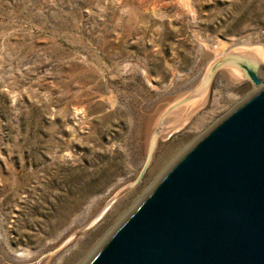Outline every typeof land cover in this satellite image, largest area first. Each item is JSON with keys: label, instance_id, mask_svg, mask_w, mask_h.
<instances>
[{"label": "rangeland", "instance_id": "1", "mask_svg": "<svg viewBox=\"0 0 264 264\" xmlns=\"http://www.w3.org/2000/svg\"><path fill=\"white\" fill-rule=\"evenodd\" d=\"M260 47L264 0H0V264H88L261 88L218 66Z\"/></svg>", "mask_w": 264, "mask_h": 264}, {"label": "water", "instance_id": "2", "mask_svg": "<svg viewBox=\"0 0 264 264\" xmlns=\"http://www.w3.org/2000/svg\"><path fill=\"white\" fill-rule=\"evenodd\" d=\"M231 62L261 88L177 160L88 264H264V84L254 60L218 66Z\"/></svg>", "mask_w": 264, "mask_h": 264}, {"label": "bare ground", "instance_id": "3", "mask_svg": "<svg viewBox=\"0 0 264 264\" xmlns=\"http://www.w3.org/2000/svg\"><path fill=\"white\" fill-rule=\"evenodd\" d=\"M263 49H261V47H260V49L245 48L244 50L240 49L239 51H234V54L236 53L235 55H241L243 57L246 56V57L250 58L251 60H254V62L258 63L260 60L264 59V50ZM228 71H229L228 74H231L230 77L232 76L233 79H235V78L238 79L240 76L246 75L245 71L241 70L240 66L236 62L229 63ZM208 78L209 77H207V79ZM206 84H207V82L205 81L204 84L202 85V88L199 89L198 96H195V98H191L190 99L191 101H193V100L195 101L196 99H198V97L200 99L203 96ZM199 102L200 101L196 100V103L199 104ZM196 103H194V105Z\"/></svg>", "mask_w": 264, "mask_h": 264}]
</instances>
